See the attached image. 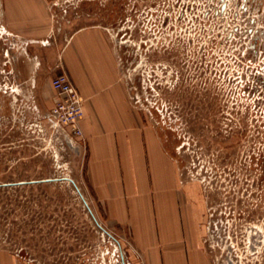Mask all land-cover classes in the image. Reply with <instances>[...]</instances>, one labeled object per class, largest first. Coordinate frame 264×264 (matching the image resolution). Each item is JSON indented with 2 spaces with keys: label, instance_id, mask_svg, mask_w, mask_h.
<instances>
[{
  "label": "rangeland",
  "instance_id": "obj_1",
  "mask_svg": "<svg viewBox=\"0 0 264 264\" xmlns=\"http://www.w3.org/2000/svg\"><path fill=\"white\" fill-rule=\"evenodd\" d=\"M44 2L52 25L39 47L0 18V264L135 263L128 226L89 185L83 140L70 144L46 118V77L56 73L41 49L91 25L107 32L131 103L202 210L213 263L264 264V51L246 46L248 33H227L244 17L223 21L206 0Z\"/></svg>",
  "mask_w": 264,
  "mask_h": 264
},
{
  "label": "crops",
  "instance_id": "obj_2",
  "mask_svg": "<svg viewBox=\"0 0 264 264\" xmlns=\"http://www.w3.org/2000/svg\"><path fill=\"white\" fill-rule=\"evenodd\" d=\"M3 13L17 40L31 37L38 47L52 25L44 0H8ZM41 50L48 68L64 71L83 98L87 179L107 215L128 226L134 264H214L205 249L202 210L193 205L188 183L179 184L177 166L145 111L131 103L104 28H78Z\"/></svg>",
  "mask_w": 264,
  "mask_h": 264
},
{
  "label": "flooded vegetation",
  "instance_id": "obj_3",
  "mask_svg": "<svg viewBox=\"0 0 264 264\" xmlns=\"http://www.w3.org/2000/svg\"><path fill=\"white\" fill-rule=\"evenodd\" d=\"M208 9H210L211 14H215L217 17L222 19L223 21H229L231 16H236L235 18L241 19L242 17L244 20L243 27L237 28V25L232 26L228 29L227 33L229 35H234L236 33L243 32L245 35L248 33L249 39L246 43V46L249 47L254 53L257 52L258 48H263L264 51V0H206ZM2 0H0V18L3 16V7H2ZM240 17V18H239ZM240 26V25H239ZM213 27V26H212ZM1 36V35H0ZM210 69H208V75L210 74ZM219 73L214 71L213 75H216L218 78L215 80V84L217 83V95L218 100L222 99L225 100L223 97V93L220 91V79ZM209 79V76H208ZM219 79V81H218ZM208 82V80H207ZM207 92L211 90L210 82L206 85ZM208 98L213 99L211 95H207ZM221 97V98H220ZM221 101V100H220ZM220 106V105H219ZM1 108V105H0ZM221 113H227L224 109L218 111L216 114L218 117L221 116ZM239 123L238 128L239 134L245 129L242 125H240V121L237 120ZM261 156V155H260ZM258 156L255 158L258 160ZM263 161V160H260ZM256 163V162H255Z\"/></svg>",
  "mask_w": 264,
  "mask_h": 264
},
{
  "label": "built area",
  "instance_id": "obj_4",
  "mask_svg": "<svg viewBox=\"0 0 264 264\" xmlns=\"http://www.w3.org/2000/svg\"><path fill=\"white\" fill-rule=\"evenodd\" d=\"M50 84L56 100L46 113L48 124L60 128L74 139L83 140L79 120L83 116V98L64 71L54 74Z\"/></svg>",
  "mask_w": 264,
  "mask_h": 264
},
{
  "label": "water",
  "instance_id": "obj_5",
  "mask_svg": "<svg viewBox=\"0 0 264 264\" xmlns=\"http://www.w3.org/2000/svg\"><path fill=\"white\" fill-rule=\"evenodd\" d=\"M55 130H56V131H63V130L60 129V128H56ZM65 138L67 139V141H68L70 144H73V140H72V138L69 137L67 134H66ZM88 208H89V207H88ZM91 213H92V212H91ZM92 215H93V213H92ZM93 217H94V216H93ZM123 264H124V262H123Z\"/></svg>",
  "mask_w": 264,
  "mask_h": 264
},
{
  "label": "bare ground",
  "instance_id": "obj_6",
  "mask_svg": "<svg viewBox=\"0 0 264 264\" xmlns=\"http://www.w3.org/2000/svg\"><path fill=\"white\" fill-rule=\"evenodd\" d=\"M125 263V262H124Z\"/></svg>",
  "mask_w": 264,
  "mask_h": 264
}]
</instances>
